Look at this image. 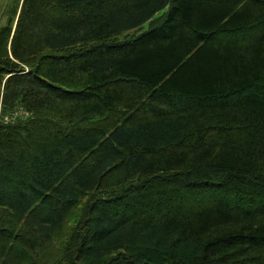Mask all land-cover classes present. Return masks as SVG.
<instances>
[{"label": "trees", "instance_id": "1", "mask_svg": "<svg viewBox=\"0 0 264 264\" xmlns=\"http://www.w3.org/2000/svg\"><path fill=\"white\" fill-rule=\"evenodd\" d=\"M5 8L0 264H264V0Z\"/></svg>", "mask_w": 264, "mask_h": 264}, {"label": "rangeland", "instance_id": "2", "mask_svg": "<svg viewBox=\"0 0 264 264\" xmlns=\"http://www.w3.org/2000/svg\"><path fill=\"white\" fill-rule=\"evenodd\" d=\"M5 7H6V0H0V25H2L7 19V13ZM166 10L167 8L155 14V16L151 19L152 21L150 20L142 24L140 27L127 31L125 32V34L130 36V35H137L142 33L143 31L150 28V26L153 25L156 21L160 20V18L163 16V13L166 12ZM119 38H122V36H120Z\"/></svg>", "mask_w": 264, "mask_h": 264}]
</instances>
